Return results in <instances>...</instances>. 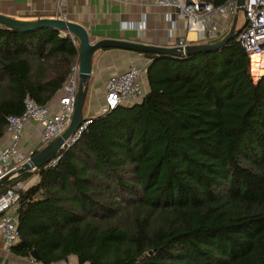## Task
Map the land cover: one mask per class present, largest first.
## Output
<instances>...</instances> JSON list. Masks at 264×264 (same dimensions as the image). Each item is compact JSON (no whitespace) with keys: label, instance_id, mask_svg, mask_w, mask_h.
Returning a JSON list of instances; mask_svg holds the SVG:
<instances>
[{"label":"trees","instance_id":"16d2710c","mask_svg":"<svg viewBox=\"0 0 264 264\" xmlns=\"http://www.w3.org/2000/svg\"><path fill=\"white\" fill-rule=\"evenodd\" d=\"M237 37L143 53L141 102L85 116L56 165L0 187L25 182L12 249L78 264H264V73L254 77ZM79 55L67 31L0 24V139L27 95L46 104L63 88Z\"/></svg>","mask_w":264,"mask_h":264},{"label":"built area","instance_id":"2783aa9c","mask_svg":"<svg viewBox=\"0 0 264 264\" xmlns=\"http://www.w3.org/2000/svg\"><path fill=\"white\" fill-rule=\"evenodd\" d=\"M162 7L173 10L178 18L185 21L187 32H194L195 38L187 35L175 39L173 45L186 46L192 42H215L224 37L230 24L238 13V0H226L223 4L215 5L205 0H149ZM59 14L65 18V4L67 0H55ZM214 15L226 16L227 25L211 24ZM172 29L176 28L177 20L173 14H169ZM245 22L241 25L238 41L248 53L251 59V72L258 78L264 70V0H246L243 12ZM66 19V18H65ZM140 27L143 23L138 24ZM75 38L74 35H72ZM253 57H256L257 67L253 69ZM151 59L147 58L143 66L131 63L129 67L120 73L109 76L105 81V100L100 113H106L121 105H133L141 102L146 95L145 82L146 68ZM79 87V62L72 67L67 81L64 84L59 98L57 109H53L48 103L41 104L33 96L24 98V111L21 114L8 116L9 141L0 151V180L8 177L12 182L21 174L19 168L28 162L37 152L36 146L23 149V131L30 121H36L41 126L40 143L51 141L59 136L69 126L76 104ZM89 121L85 123L69 138L67 145L76 142ZM48 144V143H47ZM59 156L53 158L48 164L56 165ZM24 187L23 181H17L0 194V231L8 249L19 240L20 230L16 221V210L20 201V190ZM35 260V264H66L63 262H45ZM0 264H4L0 261ZM81 264H91L85 261Z\"/></svg>","mask_w":264,"mask_h":264},{"label":"crops","instance_id":"0c3cea01","mask_svg":"<svg viewBox=\"0 0 264 264\" xmlns=\"http://www.w3.org/2000/svg\"><path fill=\"white\" fill-rule=\"evenodd\" d=\"M64 8L67 13L65 18L82 24L89 31L93 42L104 38H114L149 44L173 45L178 37L187 35L190 39L195 38V33L187 32L185 21L178 18L173 10L149 0H67ZM0 12L24 20L62 17L55 0H0ZM170 13L177 20L175 29H172V22L168 17ZM228 20L226 16L214 15L210 23L227 25ZM244 22V17H239L237 26L240 27ZM140 23H143L142 27L138 25ZM231 25L232 23L230 27ZM195 43L199 42L190 44ZM146 59L143 53L132 50L104 48L97 51L93 58V74L90 79L84 116H86V108L91 114L100 113L105 100V81L109 76L125 71L131 63L143 66ZM77 62H79V57ZM60 96L61 91L59 90L48 101L53 109H57ZM41 129L42 126L36 121L27 123L23 131V149L34 146L38 148ZM8 141L7 132L0 139V151ZM0 261L4 264H35L33 258L8 249L1 231ZM65 262L66 264H78L74 256L69 257Z\"/></svg>","mask_w":264,"mask_h":264},{"label":"water","instance_id":"95a60500","mask_svg":"<svg viewBox=\"0 0 264 264\" xmlns=\"http://www.w3.org/2000/svg\"><path fill=\"white\" fill-rule=\"evenodd\" d=\"M245 1L238 0V13L234 17L232 25L224 37L215 42L187 44L186 46L158 45L140 41L124 39L104 38L93 42L89 31L80 23L62 17L38 18L24 20L15 18L0 12V24L16 30H32L41 26H53L74 35L79 40V87L77 91L75 110L69 126L61 135L52 139L26 163L20 166L19 173L23 174L49 163L57 156L59 151L67 145L69 138L85 123L84 108L89 92L90 79L93 74V58L97 51L104 48H118L132 50L141 53L151 52L157 54H175L179 56L194 53L208 52L223 48L231 39L239 34L238 19L240 13L245 11ZM8 177L0 180V187L6 184ZM34 258H39L36 251H32Z\"/></svg>","mask_w":264,"mask_h":264},{"label":"rangeland","instance_id":"374dc122","mask_svg":"<svg viewBox=\"0 0 264 264\" xmlns=\"http://www.w3.org/2000/svg\"><path fill=\"white\" fill-rule=\"evenodd\" d=\"M243 16V13H240V18ZM223 37V36H222ZM199 43H201V42H199ZM263 73H264V70H263ZM144 82H145V89H147L148 88V85H147V79H146V77H145V79H144ZM85 114H86V116H94L95 115V113L94 114H91L90 112H89V109H85ZM50 142V141H49ZM48 141L46 142V141H44V142H42V143H40V145L38 146V150H40L41 148H43L47 143H49ZM36 178H37V175L36 174H32L31 175V177L27 180V182L28 183H32L33 181H35L36 180ZM25 183V182H24Z\"/></svg>","mask_w":264,"mask_h":264},{"label":"bare ground","instance_id":"6f19581e","mask_svg":"<svg viewBox=\"0 0 264 264\" xmlns=\"http://www.w3.org/2000/svg\"><path fill=\"white\" fill-rule=\"evenodd\" d=\"M252 65H253V69L255 70L257 67L256 57H253Z\"/></svg>","mask_w":264,"mask_h":264}]
</instances>
